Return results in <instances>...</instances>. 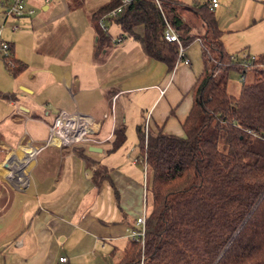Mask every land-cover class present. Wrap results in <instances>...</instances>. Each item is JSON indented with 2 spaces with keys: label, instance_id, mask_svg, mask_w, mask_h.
<instances>
[{
  "label": "crops",
  "instance_id": "0c3cea01",
  "mask_svg": "<svg viewBox=\"0 0 264 264\" xmlns=\"http://www.w3.org/2000/svg\"><path fill=\"white\" fill-rule=\"evenodd\" d=\"M176 1L190 7L181 9L188 36L202 35L205 26L194 10L210 0ZM106 2L44 0L45 11L53 4L56 19L65 16L69 23L36 19L33 32L12 29L18 42L21 35H34L36 48L31 61L12 42L15 58L26 66L19 76L28 68L31 74L22 82L23 94L0 97V264H117L129 231L146 211L151 183L140 159L138 128L148 123L152 132L184 135L192 90L203 70V61L202 68L194 65L187 51L200 41L185 46L190 64L177 63L168 73L136 39L120 38L121 29L107 24L119 34L97 54L91 18L71 23V12ZM31 5L33 14L26 18L34 16ZM213 11L229 54L264 56V0H219ZM9 23L6 17L4 24ZM60 111L94 119L100 129L93 137L103 142L47 144Z\"/></svg>",
  "mask_w": 264,
  "mask_h": 264
},
{
  "label": "trees",
  "instance_id": "16d2710c",
  "mask_svg": "<svg viewBox=\"0 0 264 264\" xmlns=\"http://www.w3.org/2000/svg\"><path fill=\"white\" fill-rule=\"evenodd\" d=\"M158 1L161 8L156 0H138L108 17L121 1L107 0L91 17L97 54L114 41L107 27L116 25L120 38L136 39L144 54L170 73L179 54L178 44L165 39L170 26L184 46L200 41L203 61L192 109L182 125L184 135L160 129L149 130L146 137L138 128L152 200H146L144 247L130 239L117 264H264V56L239 60L229 54L209 4L194 10L204 33L188 36L181 9L190 7L176 0ZM10 47L2 60L18 77L26 66ZM233 71L242 76L238 95L229 90ZM119 132L125 138V126Z\"/></svg>",
  "mask_w": 264,
  "mask_h": 264
},
{
  "label": "rangeland",
  "instance_id": "374dc122",
  "mask_svg": "<svg viewBox=\"0 0 264 264\" xmlns=\"http://www.w3.org/2000/svg\"><path fill=\"white\" fill-rule=\"evenodd\" d=\"M6 0H0V28L3 29V34L1 36L2 40L5 42L11 43L14 41L15 44H18L17 46H22L21 50H19L20 56L23 57L24 59L27 60H34V53H35V45H34V40L33 37H26L25 35H21V38L23 42H18L15 41L16 36H12L14 28H16V31L19 30V32L26 33L27 31L33 32L32 29V20L40 19L41 22L43 23H69V18L67 17H60L56 19V15H54V5L51 4L49 5V9L47 11L44 10V0H24L25 5L27 7V4H32V9H34V16L32 18H26V17H14V16H7L6 11L7 7L4 6V3ZM8 2V1H7ZM8 4H13L12 1H9ZM73 4V2H71ZM79 9V8H78ZM78 9H72L71 12V23H90V18L92 17V13L96 10L95 8H91L87 6V4L84 5V7H81L79 10ZM7 17L9 19L10 23L7 25L4 24V20ZM75 17V18H74ZM26 18V19H25ZM13 21V22H12ZM108 23V22H107ZM46 26V25H45ZM50 26V25H49ZM53 27V26H52ZM111 26H109L110 28ZM52 31V29L49 31V33ZM138 32H142L143 28L138 27L137 28ZM113 36H117L119 33L115 30V28H112L110 31ZM48 33V34H49ZM15 38V39H13ZM36 43V42H35ZM38 46V44H36ZM187 55L191 62L195 65L201 66L202 68V60H201V48L199 42H194L190 47L189 50L187 51ZM246 54H239L237 55V58L239 60H242ZM251 58L254 57V55H250ZM27 63L26 61H24ZM182 63L183 62H179ZM178 63V64H179ZM28 64V63H27ZM31 74V70L28 68V70L22 74L19 77H14L6 68L4 60L0 59V95L4 96H13L14 94H11V92H16L19 94H23L20 89L25 88L22 85H24L22 82L25 80V77H28ZM251 79V76L248 74L247 77V82ZM243 85L242 81V76L240 73L237 71H233L230 75V85H229V90L232 94L238 95L241 91V87ZM14 87V88H13ZM20 97V96H18ZM35 98H38L42 100V98L38 96H34ZM17 98V97H16ZM60 113V112H59ZM92 138H94L92 136ZM96 139V138H94ZM99 142H103L99 139H96ZM85 144H92V143H85ZM28 162V161H27ZM145 175L149 176L150 179V173L145 171ZM151 185H149L150 188ZM148 203H151L152 196L150 191L148 192ZM146 213H147V207Z\"/></svg>",
  "mask_w": 264,
  "mask_h": 264
},
{
  "label": "built area",
  "instance_id": "2783aa9c",
  "mask_svg": "<svg viewBox=\"0 0 264 264\" xmlns=\"http://www.w3.org/2000/svg\"><path fill=\"white\" fill-rule=\"evenodd\" d=\"M8 1V2H7ZM9 1H12L13 4H8ZM50 2L51 0H45ZM121 6L114 10L108 17L117 16L123 9V7L130 5L131 3L138 0H120ZM156 3L159 8H161V2L156 0ZM210 9L215 10L219 6V0H210ZM4 6L7 7L6 14L7 16L14 17H25L33 14V10H30L26 7L24 0H6ZM102 28L105 29V24L101 23ZM16 30V28H14ZM2 28H0V59L9 56L10 53V43L5 42L1 38ZM165 39L169 42H176L179 46L178 62H183L186 65L190 64V60L186 58L185 50L186 47L181 42L180 35L172 27H168ZM248 58L245 56L243 59ZM245 66L248 63H244ZM50 135L47 141V144H54L60 147H73L75 145L83 143H92L93 145H100L102 142L97 141L92 138V136L100 129V125L91 117L80 114L73 113L69 114L65 111H60L57 115L53 125L50 127ZM145 135L147 137L149 132V125L146 123ZM146 217L147 213L144 212L143 215L137 219L136 228H133L128 233V238L137 242H140L144 247L145 244V230H146ZM61 262H65L66 259L62 258Z\"/></svg>",
  "mask_w": 264,
  "mask_h": 264
},
{
  "label": "water",
  "instance_id": "95a60500",
  "mask_svg": "<svg viewBox=\"0 0 264 264\" xmlns=\"http://www.w3.org/2000/svg\"><path fill=\"white\" fill-rule=\"evenodd\" d=\"M90 151H93V152H101L102 150L99 149V148H96V147H92V148H90Z\"/></svg>",
  "mask_w": 264,
  "mask_h": 264
},
{
  "label": "bare ground",
  "instance_id": "6f19581e",
  "mask_svg": "<svg viewBox=\"0 0 264 264\" xmlns=\"http://www.w3.org/2000/svg\"><path fill=\"white\" fill-rule=\"evenodd\" d=\"M31 158V156L30 157H28L27 159H30Z\"/></svg>",
  "mask_w": 264,
  "mask_h": 264
}]
</instances>
